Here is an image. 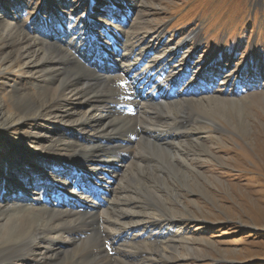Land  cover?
<instances>
[{
  "label": "rangeland",
  "instance_id": "1",
  "mask_svg": "<svg viewBox=\"0 0 264 264\" xmlns=\"http://www.w3.org/2000/svg\"><path fill=\"white\" fill-rule=\"evenodd\" d=\"M1 23L21 30L28 41L34 39L41 48L69 46V51L64 49L67 53L84 46L78 37L85 32L82 39L88 37L90 46L99 41L96 47L108 50L110 56L103 60L96 57L93 64L97 67L100 62L101 68L103 62L115 71L112 63L121 61L122 50L117 48L112 53L109 39L118 47L127 40L137 41L142 43L141 47L149 48L145 58L137 59L138 69L151 60L165 61V73L176 78L172 87L177 85V90L187 80L175 92L172 87L159 89V95L165 96L166 101L171 99V103L151 99V106L146 109L170 114L168 122L180 120L182 129H196L191 135L187 132L188 137L169 136L183 151L179 155L182 158L175 156V162L169 165L159 155L162 151L152 147L146 148V153L153 162L142 163L140 167L135 164L126 167V158H114L113 169L117 172L107 170L102 189L90 194L99 197L96 206L110 211L111 201L107 199H114L111 189L125 187L141 203L132 212L152 216H161L163 212L180 219L174 227H165L169 236L175 238L170 250H176L173 254L168 252L167 257L172 254L175 260L167 264H264V0H0ZM1 32L4 37L0 40V100L5 102V110L12 112L14 89L37 97L38 84L44 80L37 73L28 72L24 64L28 58L11 55L9 37ZM93 33L95 37L90 36ZM136 53L133 52V59ZM10 62H18L20 68ZM204 84L210 87L203 90ZM152 86L153 83L145 84L139 90L150 93ZM184 89L195 91V97L187 92L181 94ZM185 97L204 99L206 113L186 103ZM176 98L179 100L173 102ZM71 102L74 107L81 106L73 96ZM129 106L117 110L124 115V107ZM136 108L127 112L125 118L138 115ZM111 111L114 109L110 107L103 109L107 119L114 116ZM118 125L116 133L123 130ZM83 137L92 143L91 135L82 132L74 118L61 122L53 115L31 114L21 120L0 117V206L21 193L26 201L36 202L39 194L49 201L50 191L61 185L63 173L67 179L71 174L85 177L82 182L97 188L99 185L89 179L90 165L85 163L82 170L76 167L74 163L81 161L73 157L74 150L68 145L83 141ZM56 139L64 144L59 150L49 147V140ZM122 141L126 150H136L134 141ZM56 177H60L58 183H54ZM139 186L145 187L146 192L138 190ZM2 191L10 195L2 198ZM69 195L67 198V194L60 195L49 206L59 209L68 206ZM84 196L79 200L80 209L91 210L84 204ZM58 201L61 202L57 204ZM3 217L0 208L1 220ZM144 220L134 215L124 222L132 228V223ZM133 230L135 234L138 229ZM137 236L143 238L144 232ZM99 239L97 234V244ZM109 252L112 256L116 254L112 249ZM29 261L34 263L28 257L9 264H29Z\"/></svg>",
  "mask_w": 264,
  "mask_h": 264
},
{
  "label": "bare ground",
  "instance_id": "2",
  "mask_svg": "<svg viewBox=\"0 0 264 264\" xmlns=\"http://www.w3.org/2000/svg\"><path fill=\"white\" fill-rule=\"evenodd\" d=\"M14 28L7 23L0 24V30L9 37L7 44L11 48V55L28 58L29 63H24L28 72L37 73L38 78H42L44 83L38 84L40 88L37 93L38 98L20 88L14 89L13 104L15 109L12 112L6 111L5 102L0 100V117L21 120L31 114L43 117L53 115L59 118L61 122L74 118L77 127L82 132L90 134L92 138L89 141L92 142L90 144L85 141V137L82 138L83 141L68 144L71 146L70 150H74L75 155L73 157L81 161L74 164L81 170L85 167V163L90 165L92 177L89 179L93 184L99 186L95 188L91 184L87 185L82 182L85 177L79 178L72 174L68 175L69 179H67V174L63 173L59 187L52 189L49 186V190L52 189L48 196L49 201H44V194L39 193L36 202L26 201L21 198L23 197L21 193L20 196L13 197L11 201H5L1 204L0 208L4 217L2 220L0 218V264H9L14 260L28 257L32 261L34 260L33 264H137L138 261L144 262V264L145 262L147 264H167V261L175 260V256L172 254L176 250L174 248L170 250V247L174 246L175 238L169 236L165 227H174L181 222L180 219L166 216L163 212H161V216L141 215L139 211L132 212L133 209H138L141 203L125 187L118 190H115L114 187L111 189L114 190V199H107L111 201L108 204L110 211H104L103 208L96 206L95 203L99 197L90 194L97 193L98 188L102 189L101 184L105 182L104 176L107 170L117 172L113 169L114 158L120 156L126 158L124 164L126 167L133 164L140 167L142 163L151 161L146 153V148L150 147L162 151L159 155L169 165L175 162L177 156L182 158L179 156L182 150L169 136L180 134L188 137L196 129L187 127L182 129L181 121L177 120V116L176 122H168L170 114L146 111L150 105L149 101L154 99V93L162 87L174 86L176 81L172 73H165L167 65L165 61L155 62L151 60L143 68L138 69L136 67L137 59L139 57L145 58L148 53L146 50L149 48L147 46L141 47L142 43L133 40H127L122 47H118V44L113 43L114 40L109 39L108 42H112L108 43L109 46L114 44L111 49L109 47L112 53L116 52L117 48L122 50L121 59H119L121 61L112 63L116 71L113 66L109 67L103 62L101 63L102 67L98 68L100 62L97 63L96 67L92 59H96V57H100L101 60L106 59L109 56L106 53L108 50L98 49L96 46L99 41H95L93 47L90 46L88 37L81 38L85 32L78 37L79 42L84 46L77 45L76 51L67 53L66 51L70 50L69 46L62 45V48L57 45H54L55 47L46 45L45 48H41L40 43L38 44L34 39H30L33 42L28 41L21 30L15 28L14 31ZM1 31L0 40H3L4 35L1 34ZM77 32L79 31L77 30ZM106 34L109 36L108 32ZM90 36L95 37V34ZM101 38H105V36H101ZM97 39L100 40L99 37ZM104 48L106 47L104 46ZM134 51L137 53L133 59L131 56ZM80 58L85 59L86 63H83ZM91 63L92 67L89 69ZM17 64L18 62H10L11 66L20 68ZM151 83H153L154 89H151L150 93L147 91L142 93L139 90L140 86ZM185 83L183 82L181 86ZM184 88L187 89V87ZM186 89L180 90L181 94L187 92L195 97V91ZM71 96L79 100L81 104L79 108L73 106ZM209 99L215 102L217 100L212 99V97ZM159 100H161L159 103L162 104H168L172 101L171 99V101H166L165 96H161ZM177 100L179 98L174 99L173 102ZM184 101L192 103L206 113L204 99L189 100L185 97ZM129 105L137 106L136 110L139 113L125 118L127 116L125 107L123 109L124 115L119 113L117 109ZM108 107L114 109L111 111L114 115L111 119H107L108 115L103 114V109ZM116 125H118L117 128L121 125L123 130L116 133ZM185 133L186 135H184ZM66 139L70 140L71 138ZM122 140L137 143L136 146L132 145L136 147V150L133 148V150H126V145ZM58 141V139L56 141L49 140V147L54 150L61 149L60 145L64 144ZM151 158L153 157L151 156ZM75 176L76 180L73 183L72 179ZM63 177L66 179L64 180ZM59 178L56 177L54 183H58ZM141 186L137 189L145 193L146 188ZM7 193L2 191V198L10 195ZM68 194H70L66 201H69L68 206L61 209L49 206L52 205V202L57 201L60 195L67 198ZM104 194L108 195V193ZM82 195H85L82 199L84 204L91 210L82 211L80 209L79 200H81ZM74 198L76 199L74 200ZM100 204L103 206L102 202ZM72 206L74 207L71 208ZM100 213H102V219ZM134 215L145 218L142 223L138 221L132 223V228L138 229L135 234L132 233L135 230L124 222L125 218H132ZM142 232H144V237L139 238L137 235ZM91 233L93 235L90 237ZM97 234L100 236L98 244ZM156 242L158 244H155ZM111 249L115 250V256L109 254ZM169 251H172V254L167 257ZM30 262L29 264H31Z\"/></svg>",
  "mask_w": 264,
  "mask_h": 264
}]
</instances>
